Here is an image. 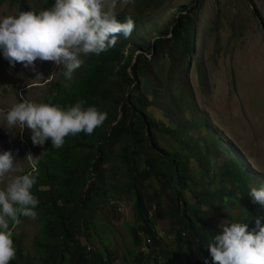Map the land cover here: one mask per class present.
<instances>
[{
  "label": "trees",
  "instance_id": "1",
  "mask_svg": "<svg viewBox=\"0 0 264 264\" xmlns=\"http://www.w3.org/2000/svg\"><path fill=\"white\" fill-rule=\"evenodd\" d=\"M13 1L19 3L20 12L33 11L26 0ZM137 1L146 8H155L163 0ZM201 1L192 0V9L181 8L173 16L172 31L153 46L139 42L148 55L154 52V56L152 61L139 57L132 75L128 69L135 51L125 56L128 44L120 36L119 48L82 56L83 64L72 79L64 78L62 83L51 85L46 102L67 108L83 100L85 108L96 106L107 113V119L91 135L81 132L66 137L59 149L51 147L50 140L46 144L48 154L40 160L41 170L32 189L39 199L36 211L40 214L36 220L42 226L35 239L39 254L36 264H206V261L212 264L206 246L219 227L207 218L202 206L221 215L212 207L214 198L218 196L227 206L228 198L234 197L242 210L240 219L252 217L245 221L250 228L255 226L256 218H264L262 209L250 195V184L255 179L245 171L221 181L220 187L213 186L217 179L216 162L210 153L200 149L196 136L189 137L191 130L201 139L205 134L209 136L207 120L196 125L186 123L181 114L182 106L188 102L185 78L194 56L196 20L203 9ZM253 15L258 19L257 12ZM181 86L179 94L172 96ZM136 94L138 102L134 103ZM180 95L186 98L182 103ZM160 110L170 119L169 125L154 114ZM159 136L174 141L179 152L162 148ZM187 159L195 160L205 173L210 199L191 191L190 183L195 177ZM233 159L238 164V157ZM230 183L240 185L243 194L234 195ZM125 198L133 203L134 209V222L128 224L133 248L120 258L106 247L93 246L92 240L98 214L114 215L118 202ZM25 218L19 217L21 222L17 226ZM163 220L170 225L168 236L174 242L173 247L165 246L166 241L159 233L158 225ZM236 220L239 218H232V222ZM13 240L21 243L14 234ZM16 253L21 261L15 258L10 264H27L21 245L16 246Z\"/></svg>",
  "mask_w": 264,
  "mask_h": 264
},
{
  "label": "rangeland",
  "instance_id": "2",
  "mask_svg": "<svg viewBox=\"0 0 264 264\" xmlns=\"http://www.w3.org/2000/svg\"><path fill=\"white\" fill-rule=\"evenodd\" d=\"M26 2L34 12L52 7L51 3L45 0ZM48 2L55 3V0ZM191 2L192 0H163L159 6L145 9L142 14L143 32L134 22L135 30L130 37L149 40L148 38L158 33V27L173 22L174 11L159 13L156 26L152 21L147 25L146 17L153 11L163 8L164 10L174 8L177 11L184 7L192 9ZM132 4L118 5L116 10L118 17L127 16V11L138 15L139 6ZM200 5L203 9L200 10L202 16L196 20L194 56L191 58V65L185 78L188 85L186 92L189 95L188 102L182 106L181 114L186 123L194 122L196 125L203 119L207 120L208 128L211 130L209 136L205 134L201 139L196 131L191 130L189 137L196 136L200 149L204 153H210L212 160L216 162L217 179L213 181V186L220 187L221 181L230 180L233 173L240 174L241 169L234 162L231 150L237 153L236 155L232 151L235 154L234 158L238 156L239 160L244 159V166L251 171V176L258 178L253 186H258L259 182L264 180V0H202ZM254 11L258 13V19L253 15ZM19 12L20 5L13 0H4L0 3V17ZM36 66L37 71L43 75L39 79L35 78V73L25 69L20 63L14 68L11 67L0 54V151L11 150L17 158L16 170L0 181V188H3L5 181L31 170V165L24 159L26 155H19V151L31 153L39 159L43 155L40 160L48 154L44 145H33L30 130L25 129L21 133L18 127L6 129L5 116L12 106L25 100L45 102L51 85L62 83L64 80L62 70L59 71L60 66L54 62L37 61ZM146 88L144 86L143 89L147 91ZM181 88L182 86L174 90L172 96H177ZM133 98L134 103H137L138 94ZM179 100L182 103L186 98L180 95ZM154 114L170 124V119L168 121L165 118L164 110ZM159 143L170 152H179L177 144L166 136H159ZM187 160L191 163L195 177L190 183L191 191L200 198L210 199L205 173L195 160ZM229 189L235 195L240 192L235 184L229 185ZM238 204L227 201L225 206L217 196L212 207L217 208L221 215L207 210L205 206L201 209L207 214V218L219 227L222 221L232 223L231 215L235 219H240L242 210ZM133 212V203L125 198L118 202L114 215L98 214L92 245L98 248L106 247L117 253L120 258L126 256L133 248L132 235L128 227V224L134 222ZM158 230L166 241L165 246L173 247L174 242L168 236L170 233L168 221H161ZM13 231L20 237L21 243L14 246H22L26 257L24 262L36 264L39 254L35 249V239L42 231L41 224L30 218ZM15 258L21 261L17 253Z\"/></svg>",
  "mask_w": 264,
  "mask_h": 264
},
{
  "label": "clouds",
  "instance_id": "3",
  "mask_svg": "<svg viewBox=\"0 0 264 264\" xmlns=\"http://www.w3.org/2000/svg\"><path fill=\"white\" fill-rule=\"evenodd\" d=\"M138 2L137 0H55L52 7L39 12L21 11L18 14L0 17V54L11 67L14 68L20 63L25 69L35 73L37 79L43 75L37 71L36 62L52 61L60 66L59 71L62 70L64 78L70 80L73 73L82 66V56L100 55L115 46L119 48L122 44L120 36H123L128 44L124 55L127 56L131 50L135 51L133 62L128 69V74L132 75V67L137 64L139 57L152 61L154 56V52L148 55L139 42L142 40L153 46L169 30L172 31L170 28L172 23L169 22L164 27L157 28L159 36L155 34L148 38L149 40L130 37L135 30V23L142 26L143 11L148 9ZM128 3L138 5L141 12L135 16L127 11L125 18L123 15L120 16L124 20L118 19L120 18L116 11L118 5ZM171 11H174L173 16H176L180 9L177 11L174 8L166 10L163 8L153 11L145 21L147 25L152 21L156 26V18L161 13ZM141 28L143 32L144 27ZM170 37L171 35L168 38ZM115 73H119L118 67ZM84 104L85 101L81 100L67 108H61L50 101L25 100L7 111L6 129L18 127L21 133L28 129L31 132L33 145H44L47 150L46 142L50 140L51 147L59 149L65 144L66 137L76 136L81 132L91 135L107 119L106 112L100 111L96 106L85 108ZM20 154L26 155L24 159L31 165V170L5 181L3 188H0V264H10L16 257L13 230L24 225L30 218L36 219L40 214L38 210L36 211L39 199L33 194L32 189L36 183V176L41 170L39 160L43 155L39 159L31 153L19 151ZM16 161L17 158L11 150L0 151V181L16 170ZM238 163H242L238 164L242 171L255 179L250 184V195L264 214V180H261L258 186H253L258 178L251 176V171L244 166V159L242 161L240 159ZM238 187L240 192L237 195L240 196L243 191L240 185ZM228 201L238 203L234 197L228 198ZM21 216L27 218L17 226L21 222L19 219ZM231 217L233 218L232 215ZM251 218L239 219L232 223L222 221L219 224V231L206 246L212 264H264V222H262L264 218H256L255 226L250 228L245 221Z\"/></svg>",
  "mask_w": 264,
  "mask_h": 264
},
{
  "label": "bare ground",
  "instance_id": "4",
  "mask_svg": "<svg viewBox=\"0 0 264 264\" xmlns=\"http://www.w3.org/2000/svg\"><path fill=\"white\" fill-rule=\"evenodd\" d=\"M238 164H240V165H241L242 163H238Z\"/></svg>",
  "mask_w": 264,
  "mask_h": 264
}]
</instances>
